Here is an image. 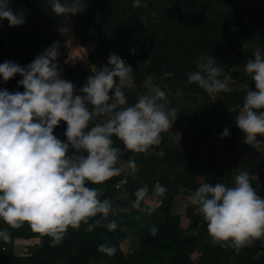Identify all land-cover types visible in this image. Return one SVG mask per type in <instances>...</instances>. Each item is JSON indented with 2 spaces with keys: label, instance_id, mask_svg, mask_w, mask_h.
I'll use <instances>...</instances> for the list:
<instances>
[{
  "label": "trees",
  "instance_id": "16d2710c",
  "mask_svg": "<svg viewBox=\"0 0 264 264\" xmlns=\"http://www.w3.org/2000/svg\"><path fill=\"white\" fill-rule=\"evenodd\" d=\"M193 2L184 5L183 0H169L171 7L163 6L156 23L146 29L142 23L144 0H24L30 13L29 24L21 11L12 10L0 16V72L20 74L23 89L16 102L0 101V264H54L58 257L51 246L58 245L60 256L75 259L74 264H97L100 260L111 264H229L223 263L227 252L239 264L264 263L262 255L255 258L264 251L261 243L249 247L230 233L240 212L224 177L211 175L187 154L174 151L166 138L144 125L129 102L101 88L85 70L66 67L58 76L48 74L59 49L57 30L63 21L62 8L77 20L84 40L125 66L139 65L170 76L177 68L166 64L164 49L176 47L180 58L190 59L181 69L184 72L191 64L200 62L201 54L213 62L216 70L223 71V59L234 44L264 21L234 29L233 35H226L225 41H221L218 31L209 28L212 16L200 13L202 8L197 6L195 13L189 9ZM192 30L198 32V37L194 36L197 44L187 43L186 35ZM134 40H138L137 44ZM188 79L196 89V78ZM84 94L129 127L128 139L136 138L140 146L147 143L157 153L156 159L151 157L153 161L139 184L127 186L133 206L129 212H123V205L115 199L119 193L116 183L123 177L103 178L104 173L115 170L129 156L128 149L121 147L120 152L126 153L122 157L113 154V143L106 141V134L100 130L95 141L103 156V167L91 165L86 149L91 150L92 139L84 119L78 116ZM41 111H48L62 136V149L56 145L57 157H52L62 163L60 174L53 173L31 149V137L27 136L32 116ZM207 124L205 110L204 117L197 116L192 132L201 138ZM242 130L251 131L253 139L264 134V126L246 124ZM68 132L73 134L71 138L64 136ZM153 163L168 170L154 180L160 183L166 201L164 209L158 212L146 207L143 201L153 176ZM197 175L206 177L203 183L195 181ZM181 189L206 194L216 211V222L203 223L196 236L184 235L179 217L170 210V202ZM113 208L118 213L109 212ZM219 236L226 238L228 250L214 246ZM35 238L41 242L37 250L16 254L17 240ZM81 239L98 240L103 248L91 252L87 259H81L80 253L70 255ZM124 242L130 246L128 255L121 247ZM78 246L81 253L87 251ZM201 246L205 252L212 250L207 263L196 262L192 257Z\"/></svg>",
  "mask_w": 264,
  "mask_h": 264
},
{
  "label": "rangeland",
  "instance_id": "374dc122",
  "mask_svg": "<svg viewBox=\"0 0 264 264\" xmlns=\"http://www.w3.org/2000/svg\"><path fill=\"white\" fill-rule=\"evenodd\" d=\"M23 1L0 0V16L12 10L21 11L29 24L30 13ZM168 1L144 0L142 23L146 24L145 29L156 23L163 6L171 7ZM190 1H194L189 4L192 13L199 7L202 8L200 13L212 16L209 28L218 31L217 38L221 41H225L226 35H233L234 29L247 28L253 22L264 21V0H183V4ZM62 16L63 21L57 30L59 49L48 74L58 76L66 71V67L85 70L101 88L110 90L129 102L144 125L156 135L166 138L174 151L187 154L201 165L200 169L210 171L211 175L224 177L235 200V207L240 212V219L233 224L235 226L230 233L249 247H256L258 243L264 246V134L253 139L250 136L251 131H241L246 124L264 126V24L234 44L229 55L223 59V71L216 70L213 62H208L207 57L201 54L200 62L194 63L193 60L194 64L184 72L181 69L186 67L190 59L180 58L179 48L164 49L167 50L166 64L177 70L171 71L170 76H163L139 65L125 66L115 57L105 56L102 50L93 47L81 37L79 23L63 8ZM197 34L195 30L187 34V43L197 44L194 42ZM136 41L138 40H134L135 43ZM191 77L196 78V89L191 85V79H188ZM21 79L20 74L15 72H0V101L16 102L22 96ZM205 110L208 124L205 134L200 138L192 129L197 122V116H205ZM78 116L84 119L87 133L92 139L91 150L86 149L92 166L96 165L100 169L103 167V156L95 141L96 132L100 130L106 134V141L113 143V154L122 157L126 153L120 152L121 147L128 149L129 156L117 164L115 170L104 173L103 178L112 179L117 175L123 177L116 183L119 193L115 199L123 205V212H129L133 206L129 200L131 190L127 186L133 188L139 184L141 176L148 172L150 161H153L151 157L156 159L157 153L147 143L140 146L136 138L135 141L134 138L128 139L131 136L129 127L90 95L84 94L81 97ZM29 135L31 149L53 173L60 174L62 163L52 157H57L56 145L62 149V136L48 111L37 112L32 116L27 136ZM72 135L71 132L64 134L70 138ZM153 164V176L147 184L148 192L143 201L146 207L158 212L159 209H164L166 201L160 183L154 180H158L168 170L160 163ZM205 178L197 175L195 181L203 183ZM209 198L206 194L203 196L196 191L181 189L170 202V210L179 217V226L184 235L196 236L203 223L216 222V211L209 205ZM118 211L113 208L109 212ZM208 240L209 238L204 241L203 246ZM34 241L17 240L16 254L26 255L37 250L41 242L37 245ZM78 245L87 251L81 253ZM203 246L193 253L194 261L207 263L210 260L208 255L212 250L205 252ZM214 246L229 249L226 238L222 236L216 238ZM51 247L58 257L54 259V264H74L75 259L62 257L57 252L61 245H58L59 248ZM121 247L126 255L130 253L128 242H124ZM102 248L98 240L81 239L70 255L80 253L81 259H87L91 252ZM261 255L264 257V251L259 252L255 258ZM91 260L92 258L88 259L90 263ZM223 261L239 264L228 252ZM97 264L111 263L100 260Z\"/></svg>",
  "mask_w": 264,
  "mask_h": 264
},
{
  "label": "crops",
  "instance_id": "0c3cea01",
  "mask_svg": "<svg viewBox=\"0 0 264 264\" xmlns=\"http://www.w3.org/2000/svg\"><path fill=\"white\" fill-rule=\"evenodd\" d=\"M30 240H32V239H30ZM33 240H35L34 242H37V245H39L40 244V239H38V238H35V239H33ZM1 241H2V237H0V243H1ZM23 242H28V240H22ZM27 244V243H26Z\"/></svg>",
  "mask_w": 264,
  "mask_h": 264
}]
</instances>
